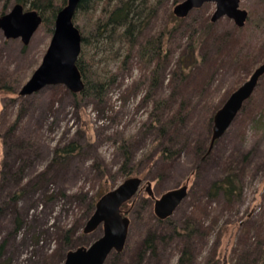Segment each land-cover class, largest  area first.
Returning a JSON list of instances; mask_svg holds the SVG:
<instances>
[{"label":"rangeland","instance_id":"1","mask_svg":"<svg viewBox=\"0 0 264 264\" xmlns=\"http://www.w3.org/2000/svg\"><path fill=\"white\" fill-rule=\"evenodd\" d=\"M180 1L133 0L132 8L140 19L150 15L136 39L142 42L145 36L158 34L167 22L171 25L169 12ZM262 5L264 0H240V7L249 12L241 27L225 15L211 21L214 2L192 9L175 36H169L166 60L152 76L153 65L140 62L136 49L124 57L127 46L119 37L120 30L107 29L104 36L95 38L93 17L76 11L74 22L84 32L87 53L95 54L92 68L116 73L103 101L78 100L63 84L19 95L41 63L52 32L39 25L24 43L20 37H5L0 29V84L7 82L10 88H0V264L58 263L66 248L59 245L61 227L72 228L73 244L102 233V226L84 233L87 219L83 214L91 196L106 193L126 178L119 170L124 161V148L118 147L122 140L129 152L127 166L139 161L136 174L143 182L122 207L130 220L125 247L117 255L110 253L106 264L131 260L144 248L142 240L149 229L165 236L170 233L168 226L155 219L154 200L144 189L147 181L156 197L188 184L186 196L167 219L182 225L192 211L199 217H193L199 220L194 226L203 234L187 241L191 264H202L211 255L219 259L217 264H232L230 257L243 229H249L259 247L264 246V75L244 108L212 142L209 119L237 80L234 61L238 56L261 55ZM1 7L0 0V12ZM203 17L211 22V30L191 54L186 48L189 24L199 28L196 24ZM180 58L184 64L195 61V66L183 74ZM71 141L79 144V151L56 157L55 149ZM163 144L175 151L170 158L158 154ZM226 176L233 177L238 187L235 193L227 197L219 189L211 194L212 183ZM19 187L22 194L15 201L12 194ZM197 205L199 209L194 210ZM205 206L210 211L206 216L200 210ZM16 217L22 220L17 231ZM163 239L156 254L150 255L151 264H176L180 240Z\"/></svg>","mask_w":264,"mask_h":264},{"label":"trees","instance_id":"2","mask_svg":"<svg viewBox=\"0 0 264 264\" xmlns=\"http://www.w3.org/2000/svg\"><path fill=\"white\" fill-rule=\"evenodd\" d=\"M1 1L3 2L4 7H1L2 9L0 12V16L7 12L6 8L9 2L12 3L11 5L15 3H21L23 6L27 5L28 9L36 10L38 14L41 16L40 25H42L43 27H46L47 30L52 32L53 27H54V19H55L56 13L62 6L66 4L67 0H1ZM132 1L133 0H79L76 11L87 12L89 13L90 18L93 17L95 28H96L95 38H97V36L99 35L104 36L106 34L105 32L107 29L120 30L121 33L119 34V37L122 41H124V43L127 46L126 54L124 55V57L126 59L129 58L130 56H132L130 53L131 50L136 49V52L140 58V62L144 63L145 66L153 65V68L149 70V76L150 75L152 76L154 73H156L155 71L159 70L160 66L165 62L166 60L165 57L168 51L167 46L169 44V40H168L169 36L171 34L175 36L176 30L178 26L181 24L183 17H176L173 14V12L170 11L169 12V17H170L169 22L170 24L171 23L172 24L167 25L168 24L167 22V24L162 28V30L158 34L145 36L143 38L144 40L142 39L143 41L140 42L136 39L135 35L139 33L141 34V30L143 29V27L147 25L150 15H146L145 17H143V19H140L142 17L138 16V12L134 11V9L132 8ZM155 1L158 2L159 0H155ZM261 8H262L261 12H263L264 14V5H262ZM248 17H249V12H248L246 21L248 20ZM75 25L78 27L81 33V50L76 60V66L81 73V77L84 82V87L80 92H76V93L72 92V93L78 100L83 99L84 97H92L96 101H103L109 89L112 87V85L116 81V73L113 72V73L105 74L99 69L92 68V66L94 65V61H95L94 60L95 54L87 53L88 44H87V40L84 35V32L81 28H79L78 24L75 23ZM196 25L200 29L195 27L192 24H189L191 33H190L189 38H187L188 44L186 48L191 51V54L195 52L197 48L196 44L200 42L201 37H203L204 34L209 33L210 32L209 30H211L210 28L211 22L206 17L200 18L199 24H196ZM260 52H261L260 56L258 55L256 56L254 53H244L238 56V58L234 61L235 63L233 62L234 71L237 72V76H238L237 80L231 86V88L227 90L228 93L224 94V96L220 99L219 104L214 108L209 118L210 123L211 122L213 123V117H214L216 110L224 102V100L232 92V90H234L236 86H238L244 79H246L251 74V72L254 70V68L264 60L263 58L264 48H262ZM125 58L123 61H126ZM178 64H179V68L181 72L183 71V74H185L188 71V69L190 70L191 67L195 66L194 65L195 61L191 60L189 61V63L184 64L182 58H180ZM7 84H8L7 82L0 84V88L6 91L7 90L10 91V88L7 86ZM250 98L251 96L243 103L240 110L244 108L245 104L249 101ZM155 116L156 117L153 119V121L156 120L157 122V120L159 119L157 115ZM159 129L163 130L164 126L163 125L160 126ZM126 143L127 142H125V140H122V142L118 146L120 148L121 147L124 148L123 150L124 161L120 165L119 170L125 173L126 178L130 176H139L136 174V173H139L137 172V166L139 164V161L133 163L132 165L127 166V163L129 160V152L126 149L127 148ZM157 143H159V139ZM79 149H80L79 144L71 141L67 145H64L62 147H57L55 149V156L65 157L66 155H69L71 153L78 152ZM174 153L175 151L172 150L166 144H163L162 146H160V149L158 151V154L162 155L163 157H169V158L173 156ZM0 176H1V167H0ZM112 182L114 184L115 179L112 178ZM236 188L238 187L235 184L233 177L226 176L212 183L210 193L213 194L217 190L221 189L224 192V194L227 197H229L235 193ZM21 194H22V188L19 187L14 190L12 194V198L14 200L15 199L18 200ZM102 194L98 193L96 196L93 195L90 197L89 201L86 202L85 214H83L84 219H87L90 216V214L92 213L94 209L96 201L98 200L100 196H102ZM204 205H206V203ZM122 207L123 205L121 206V210H122ZM2 209L3 207L0 206V213L2 212ZM197 209H199L198 205L196 206L194 210H197ZM200 210L203 211L204 213L203 215L205 216L208 215V213L210 212L206 208V206H205V209L201 208ZM123 214L125 213L123 212ZM193 217L195 219L199 218L198 216H195L194 212L192 211V213L187 218H185L182 225H178L174 221H168L167 219L168 217L165 219H159L155 217V219L158 221L157 222L158 224L162 225L163 223V226L169 227L170 233L166 234L165 236V235H161L160 232L158 233L157 230L149 229L148 232H146L142 240V244H144V248L143 249L141 248L139 252H136V254L132 256L131 260L129 257V260L127 261L126 264H151L150 255L153 256L156 254L159 241L164 240L163 238L165 237L172 238L175 240H180L181 242L176 264H191L193 260H192L191 251L187 247L188 238L190 236L192 237L193 235H198V233L200 235L203 234V231H200L199 227L194 226V223H196V221H199V220L194 221ZM21 224H22V220L16 217L14 230L15 231L19 230ZM242 231L243 233L241 234V236L237 237V240L235 242V246L233 249V255L230 257V259H234L232 264H264V246L259 247L258 243H255L251 240V236L249 235V229H243ZM233 232L235 233L236 229ZM58 233L60 236L59 238L62 242L59 245L66 246L65 250L62 251L61 254L59 255L60 261L63 259V255L65 251L69 250L70 248L77 247L80 245H88L97 237L96 236L90 240L83 241L79 244L78 243L73 244L72 240H73L74 235H73V230L71 227H61L58 229ZM2 244L3 243H1L0 245V250L2 248ZM254 251H255V255L253 256L252 254L254 253ZM111 253L115 255L118 254L117 252H114V251ZM218 260H219L218 258L212 257L211 255V257L206 258L205 262L202 264H217ZM105 262L104 264H106Z\"/></svg>","mask_w":264,"mask_h":264},{"label":"water","instance_id":"3","mask_svg":"<svg viewBox=\"0 0 264 264\" xmlns=\"http://www.w3.org/2000/svg\"><path fill=\"white\" fill-rule=\"evenodd\" d=\"M214 2L215 10L210 17L215 21L222 16L232 19L236 26H243L248 12L240 7V0H182L173 6L176 17H185L205 2ZM79 0H67L56 13L49 45L41 63L29 79L21 86L19 95L31 94L46 85L63 84L71 92H80L84 87L76 60L81 50V33L73 22ZM41 23V16L34 9H24L15 3L9 11L0 16V29L7 38L20 37L27 43ZM264 75V60L259 63L248 78L234 89L216 110L213 117L211 142L228 128L243 103L252 95L259 79ZM142 178L130 176L104 193L95 203L94 210L83 226L84 233H90L102 226V233L88 245H80L66 251L61 264H104L112 252H120L127 238L129 218L121 211V205L131 199L139 190ZM147 181L145 191L154 200L153 212L159 219L169 217L187 194L188 184L163 192L156 197Z\"/></svg>","mask_w":264,"mask_h":264}]
</instances>
